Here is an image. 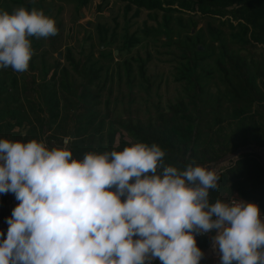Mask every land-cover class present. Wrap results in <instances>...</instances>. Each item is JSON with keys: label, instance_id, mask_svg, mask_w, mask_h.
Masks as SVG:
<instances>
[{"label": "trees", "instance_id": "obj_1", "mask_svg": "<svg viewBox=\"0 0 264 264\" xmlns=\"http://www.w3.org/2000/svg\"><path fill=\"white\" fill-rule=\"evenodd\" d=\"M0 1L9 13L36 7L53 17L59 31L48 38V45L52 50L61 44L64 48L59 52L62 59L47 47L34 52L29 68L37 72H30L28 79L24 73L0 68V138L67 145L77 159L88 152L122 151L133 142L158 143L166 152L165 163L181 168L192 161L214 162L247 145L264 151V0H111L122 7V31L115 30V16L112 26L97 22L94 35L102 47L97 46L94 55L89 42L87 48L81 45L77 56L62 38V20L55 18L61 4ZM61 1L72 3L77 13L88 0ZM107 1L99 0L97 10ZM141 9L153 11L148 16L154 24L143 21L139 29L128 32L126 22ZM196 13L206 20L192 32ZM92 36L86 29L83 38ZM141 40L170 65L168 75L177 83L164 102L150 100L151 110L142 102L144 116L138 114V106L134 114L130 111L131 88L137 85L148 95L153 84L146 73L152 54L148 49L142 56L130 52ZM41 42L33 37V49ZM110 44L117 54L129 52L128 57L112 61L113 48H105ZM122 76L128 88L124 115L113 111ZM162 79L155 81L156 88ZM217 172L220 186L210 191L212 202L236 193L264 211V161L255 152H238ZM9 193H0V231L5 238L12 213ZM212 234L198 237L197 246L202 249Z\"/></svg>", "mask_w": 264, "mask_h": 264}, {"label": "clouds", "instance_id": "obj_2", "mask_svg": "<svg viewBox=\"0 0 264 264\" xmlns=\"http://www.w3.org/2000/svg\"><path fill=\"white\" fill-rule=\"evenodd\" d=\"M58 31L42 9L0 10V68L27 72L32 38ZM165 155L158 143L133 142L77 159L67 145L0 138V193L18 201L6 238L0 231V264H200L196 234L209 233L203 248L213 243L221 264H264L259 205L212 202L217 170Z\"/></svg>", "mask_w": 264, "mask_h": 264}, {"label": "rangeland", "instance_id": "obj_3", "mask_svg": "<svg viewBox=\"0 0 264 264\" xmlns=\"http://www.w3.org/2000/svg\"><path fill=\"white\" fill-rule=\"evenodd\" d=\"M50 4H61L62 8L60 13H57V16L55 15V18H60L62 20V28H63V33H62V38L63 40L66 41L67 44L71 45L74 49V54L77 56V50L81 48V45H83L85 48L89 46V42L93 43V52L94 55L97 53V46L102 47V44H99L96 42L95 38V33H96V23L97 22H105V25L112 26L114 24L113 16H115V19L118 22V25L116 26V32H121L123 27V16H122V7L119 6V3L114 2L112 3L111 0H108L107 3L105 4V8L102 10H97L96 4L99 2V0H88L85 4H81L78 9L77 13L73 11L72 8V3H67V2H62L61 0H49ZM0 1V10H4L5 6L1 5ZM148 12H153L152 10H147V9H141L139 13L135 16L130 17V19L126 22V30L128 32L133 31L134 29H139L143 21H145L147 24H154V19L148 16ZM158 14L161 12V10L156 11ZM79 13H82L80 15ZM130 11L126 14H128ZM187 12H184L182 14L185 16ZM194 17L197 19V22L195 26L192 29V32L195 31V29L199 26H203L204 22L206 20L205 16H200L199 14H195ZM90 31L92 33V37L88 38L85 40L83 38V34L85 31ZM118 37V35H117ZM160 38L163 39L164 37L160 35ZM117 39V38H116ZM115 39V40H116ZM41 45L34 49V52H39L41 48L47 47L51 50V54L53 56H57L59 52H62L64 50L63 45L61 44L57 49H51L48 45V38L47 39H41ZM151 44L149 42H144V40L139 41L135 43L131 47V53L139 52V54L142 56L144 55V52L146 49L152 54V58L146 63V73L150 74V79L153 81L152 86L148 90V95L145 94V92L139 88L137 85H134L131 88V96H132V101L130 102V111L132 114H134V111L136 110L135 107L138 106V114L141 116H144L145 111L142 107V102L147 104L148 108L151 110L152 106L150 104V100L153 99H160L161 102H164L166 97H169L175 93V87L177 83L171 79V77L168 75V70H169V64L163 60L162 58H158V54L152 51V47L150 46ZM114 48L112 44L110 45H105V48ZM162 48V47H160ZM117 50L114 53L113 52V60L112 61H119L123 57H128L129 52L125 53L124 51L121 52V54H117ZM61 53H59L58 58H61ZM36 59V58H35ZM134 64V62H133ZM34 71L36 73L37 71L35 69L29 68L27 72H24L26 79H28V74L30 72ZM165 77V79L160 81V85L156 88L155 86V81L159 79V77ZM115 84V82H114ZM120 95L119 98L116 102V105L113 109L115 113H121L124 115V112L122 110V106L125 107V103L127 102L128 96H127V91L128 88L124 82V78L122 76L120 82ZM116 92V87L115 85L113 86V94ZM148 97V99L145 98ZM110 108L112 106V102L109 104ZM65 139L64 142H66L67 137H64ZM62 139V140H63ZM245 151H253L257 154V156L264 161V151L261 146H252V145H247L244 146ZM234 151H231L224 155L223 157L219 158L218 160L211 162L212 165L214 166V169H218L220 167H223L229 159L234 158L235 155H233ZM12 205L11 201L9 202V206Z\"/></svg>", "mask_w": 264, "mask_h": 264}, {"label": "crops", "instance_id": "obj_4", "mask_svg": "<svg viewBox=\"0 0 264 264\" xmlns=\"http://www.w3.org/2000/svg\"><path fill=\"white\" fill-rule=\"evenodd\" d=\"M202 251L204 250V248L201 249ZM204 256L201 260H204L205 264H219L220 263V259H219V252L216 249H213V243L210 245L209 249H207L205 252L203 251ZM200 264H203L200 261Z\"/></svg>", "mask_w": 264, "mask_h": 264}, {"label": "water", "instance_id": "obj_5", "mask_svg": "<svg viewBox=\"0 0 264 264\" xmlns=\"http://www.w3.org/2000/svg\"><path fill=\"white\" fill-rule=\"evenodd\" d=\"M79 14L82 15V13H79ZM192 29H193V27L190 28L191 31H192ZM198 47H200V45H198ZM113 52L115 53L116 52V49H114ZM57 56H59V53L57 54ZM244 149H245V147H238V148H236L234 150V152H233V155H236L240 151H244ZM203 165L206 166V167L214 168V166L212 165L211 162H207V163H205ZM9 198H10V201L12 203L11 207H12V210H13V208L18 204V201L15 199L14 194L11 193V192L9 193ZM201 262L203 264H205L204 263V260H201Z\"/></svg>", "mask_w": 264, "mask_h": 264}, {"label": "built area", "instance_id": "obj_6", "mask_svg": "<svg viewBox=\"0 0 264 264\" xmlns=\"http://www.w3.org/2000/svg\"><path fill=\"white\" fill-rule=\"evenodd\" d=\"M64 141H65V139H63ZM232 196H234V197H236L237 199H240L236 194H231V195H229L226 199H228V198H230V197H232ZM261 216H262V218H264V211H261ZM203 235H206V234H203ZM200 236H202L201 234H196V239L198 238V237H200ZM210 246V244H208V246H206V248L204 249V252L207 250V248ZM154 264H159V261H156V262H154Z\"/></svg>", "mask_w": 264, "mask_h": 264}]
</instances>
